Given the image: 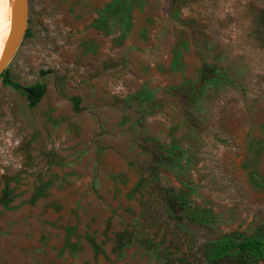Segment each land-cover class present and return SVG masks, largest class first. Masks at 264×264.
Masks as SVG:
<instances>
[{"label":"rangeland","instance_id":"rangeland-1","mask_svg":"<svg viewBox=\"0 0 264 264\" xmlns=\"http://www.w3.org/2000/svg\"><path fill=\"white\" fill-rule=\"evenodd\" d=\"M3 71L45 91L0 76V264H247L210 254L264 239V0H28Z\"/></svg>","mask_w":264,"mask_h":264},{"label":"trees","instance_id":"trees-1","mask_svg":"<svg viewBox=\"0 0 264 264\" xmlns=\"http://www.w3.org/2000/svg\"><path fill=\"white\" fill-rule=\"evenodd\" d=\"M174 63L177 64L178 62ZM0 76H2V82L4 84L10 85L15 89L24 92L27 97L28 105L31 107L35 106L44 94V84H36L32 87L25 88L18 82L14 81L8 71H2ZM223 79H227L225 69L202 60L198 75L199 82L207 84L218 82ZM76 104L77 103H75V108L77 109ZM184 189V193L186 194L191 190V188L186 185L184 186ZM231 252L245 256L247 258V264H257L258 261L264 260V239L261 237H247L241 240H235L231 236H223L213 242L210 258L220 259Z\"/></svg>","mask_w":264,"mask_h":264},{"label":"water","instance_id":"water-1","mask_svg":"<svg viewBox=\"0 0 264 264\" xmlns=\"http://www.w3.org/2000/svg\"><path fill=\"white\" fill-rule=\"evenodd\" d=\"M28 20V0H17L11 26L6 36L0 56V73L6 68L21 42Z\"/></svg>","mask_w":264,"mask_h":264},{"label":"bare ground","instance_id":"bare-ground-1","mask_svg":"<svg viewBox=\"0 0 264 264\" xmlns=\"http://www.w3.org/2000/svg\"><path fill=\"white\" fill-rule=\"evenodd\" d=\"M16 6L17 0H0V56Z\"/></svg>","mask_w":264,"mask_h":264}]
</instances>
